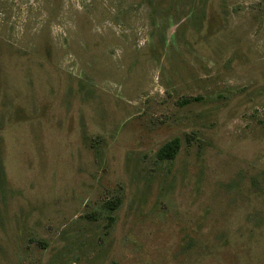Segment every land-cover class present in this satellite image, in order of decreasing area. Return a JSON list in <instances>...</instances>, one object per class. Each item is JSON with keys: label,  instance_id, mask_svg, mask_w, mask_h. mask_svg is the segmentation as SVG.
I'll return each instance as SVG.
<instances>
[{"label": "rangeland", "instance_id": "374dc122", "mask_svg": "<svg viewBox=\"0 0 264 264\" xmlns=\"http://www.w3.org/2000/svg\"><path fill=\"white\" fill-rule=\"evenodd\" d=\"M0 264H264V0H0Z\"/></svg>", "mask_w": 264, "mask_h": 264}, {"label": "trees", "instance_id": "16d2710c", "mask_svg": "<svg viewBox=\"0 0 264 264\" xmlns=\"http://www.w3.org/2000/svg\"><path fill=\"white\" fill-rule=\"evenodd\" d=\"M177 147H178V139L176 137H173V138L165 141L164 143H162L157 148L156 157L159 159L172 158L177 151ZM115 201H117V200H115ZM107 202H108V204L110 203L109 201H107ZM109 205H111V204H109ZM109 207H111V206H109Z\"/></svg>", "mask_w": 264, "mask_h": 264}]
</instances>
